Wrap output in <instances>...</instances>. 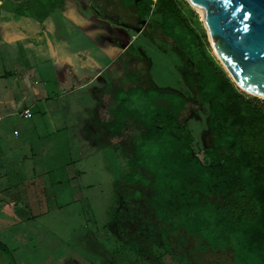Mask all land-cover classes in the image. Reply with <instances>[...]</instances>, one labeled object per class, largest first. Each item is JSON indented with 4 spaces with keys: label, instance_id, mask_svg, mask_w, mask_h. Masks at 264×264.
<instances>
[{
    "label": "rangeland",
    "instance_id": "obj_1",
    "mask_svg": "<svg viewBox=\"0 0 264 264\" xmlns=\"http://www.w3.org/2000/svg\"><path fill=\"white\" fill-rule=\"evenodd\" d=\"M65 5V0H0V18L33 35L29 42L0 39V264H232L229 250L203 251L201 238L188 236L182 229L171 232L168 228L171 251H166L157 233L163 225L147 199L132 200L133 219L119 226L109 223L115 209L130 203L124 201L125 194L136 189H143L146 196L151 192L149 186L143 188L148 177L141 172L137 171L141 177L136 184L128 182L132 148L142 131L131 118L121 135L106 140L96 122L97 115L98 120L109 116L96 101L102 96L94 95L101 88L99 83L76 89L75 81L59 79L64 67L56 58L55 46L61 45L70 61L68 68L74 66L76 76L82 78L96 71L94 55L104 67L111 64L119 45L99 26L83 24L69 14ZM93 8L77 0L79 16L99 22L100 8L96 4ZM192 9L198 31L205 34L209 51L224 69L199 11ZM47 23L45 34L53 57L44 36L36 33ZM149 32L147 27L133 39L135 51L139 48L144 58L122 59L110 71L122 77L117 80L122 90L132 88L120 93L138 111L142 106L134 100L141 89L150 91L146 96L154 103L167 98L165 93L184 94L189 102L179 120L203 159L204 148L211 144L206 132L208 105L197 100L196 90L188 88L181 75L193 64L161 30L153 40L145 35ZM133 35L136 32L129 34ZM76 51L82 52L78 56ZM82 55L89 64L86 69L79 65ZM143 222L156 229L149 241L136 232ZM130 236L146 243V255L127 250Z\"/></svg>",
    "mask_w": 264,
    "mask_h": 264
},
{
    "label": "trees",
    "instance_id": "obj_2",
    "mask_svg": "<svg viewBox=\"0 0 264 264\" xmlns=\"http://www.w3.org/2000/svg\"><path fill=\"white\" fill-rule=\"evenodd\" d=\"M119 1L124 8H133L141 22L158 26L192 62L181 75L185 85L196 90L197 100L208 105L206 132L211 144L201 159L193 136L179 120L189 102L184 94L165 93L167 98L157 97L154 103L146 96L150 91L141 89L134 100L142 106L138 111L120 93L132 88H116L103 128L109 137H117L131 118L140 125L128 182L136 184L141 177L137 171L141 172L148 177L143 188L149 186L151 192L146 196L143 189H136L125 194L130 206L115 209L109 223L119 226L133 219L132 200L147 199L163 225L157 233L166 251H171L168 228L182 229L201 238L203 251L229 250L232 264H264V102L241 91L213 57L186 0ZM132 51L135 57L142 55ZM140 229L136 232L147 241L154 237L153 225L143 222ZM125 247L139 257L147 254L146 243L134 236L128 237Z\"/></svg>",
    "mask_w": 264,
    "mask_h": 264
},
{
    "label": "water",
    "instance_id": "obj_3",
    "mask_svg": "<svg viewBox=\"0 0 264 264\" xmlns=\"http://www.w3.org/2000/svg\"><path fill=\"white\" fill-rule=\"evenodd\" d=\"M203 13L209 42L232 81L264 99V0H186Z\"/></svg>",
    "mask_w": 264,
    "mask_h": 264
},
{
    "label": "crops",
    "instance_id": "obj_4",
    "mask_svg": "<svg viewBox=\"0 0 264 264\" xmlns=\"http://www.w3.org/2000/svg\"><path fill=\"white\" fill-rule=\"evenodd\" d=\"M65 2H66L65 9L68 10L69 14L77 16V19L83 24H90L91 26H95V27L99 26L100 30L110 33L113 36L112 38L113 41L119 44L116 46L117 52H116V55L111 60V64H107L104 67H101L98 65L100 58H98L95 55L93 56L95 61H97V63H95L96 71H94L93 74L90 75L89 77L82 76V78L85 79L84 83L80 82L82 80L81 76L79 77L78 75L76 76L77 73L74 71V66H72L73 69L68 68L70 65V61H68L67 56L65 55L61 45L54 47L56 58L59 61L60 65L64 67L62 71L59 72L60 74L59 79L61 81L63 80V83L75 81L77 84V86H75L76 89L90 87V85H92L94 82L97 81L101 88L95 89L96 90L95 92H97L98 94H94V95L95 97H97L98 95L102 97H100V99L98 98L96 101H100L101 107L99 109L103 110V108H105L106 112L109 114V108H110L109 104H111L112 102V96L114 95V90L116 88H120L119 87L120 81L118 82L117 80H120L122 78L118 76L117 77L118 79H117L115 76L116 74L114 72H111L110 69L113 68V66H115L117 62H119L122 59L129 61L135 57V56H131L130 54L134 55L132 50L134 51L136 50L134 46L136 40L134 41L133 39L138 34H143V32L148 27L150 28V32L146 33L145 35H148L149 38L150 36H152L151 39L153 40L154 37H156L154 35L155 32L161 29L155 24L149 23V21L141 22L138 19V16L136 15L134 9L124 8V6L121 4L119 0H82V2L86 3L88 6L89 5L91 6L92 4V8L94 4H96V6L100 8L98 9L99 15L97 16L99 18V22L91 20L90 18L80 17L78 9H77V0H65ZM48 25L49 24L47 23L46 25H44V27L40 28L38 31L36 30V33L42 34L44 36L45 42L47 43V48L50 51V54L52 56L54 51L49 43L50 41L47 35L45 34V32L48 30V27H50ZM133 31L136 32V35H133V37L129 36V34H131ZM32 36L33 35H30L23 30L21 31V29L16 30L12 28L10 26V23H7L6 21H3L0 18V39L3 42L11 43V42H14L15 40H18V41L27 40L29 42ZM137 50L139 53H142L140 52L141 50L139 48H137ZM82 51H76L74 54L75 55L78 54L79 56V53H81ZM127 52H128V55L125 54ZM83 57L84 55H82V57L80 56L79 65H81V67H84L86 69L88 68L89 64L85 59H83ZM140 57L144 58L143 55L139 56V58ZM64 73H66L67 75H64ZM105 73L108 75L107 77H105L104 75ZM123 76H126V74H123ZM130 86L131 85H129V87ZM104 96H107V97L104 98ZM97 113H100V110ZM94 115H96V112H94ZM109 119L110 117L108 116L106 120H98V115H97V120H96L97 126L101 128L102 136L106 140H107V137L109 136L106 130L103 128L102 123Z\"/></svg>",
    "mask_w": 264,
    "mask_h": 264
},
{
    "label": "bare ground",
    "instance_id": "obj_5",
    "mask_svg": "<svg viewBox=\"0 0 264 264\" xmlns=\"http://www.w3.org/2000/svg\"><path fill=\"white\" fill-rule=\"evenodd\" d=\"M198 11H199V13H200L201 17H203V13H202V11H200V10H198Z\"/></svg>",
    "mask_w": 264,
    "mask_h": 264
},
{
    "label": "built area",
    "instance_id": "obj_6",
    "mask_svg": "<svg viewBox=\"0 0 264 264\" xmlns=\"http://www.w3.org/2000/svg\"><path fill=\"white\" fill-rule=\"evenodd\" d=\"M25 115H26V116H28V117L30 116V114H29V113H25Z\"/></svg>",
    "mask_w": 264,
    "mask_h": 264
}]
</instances>
